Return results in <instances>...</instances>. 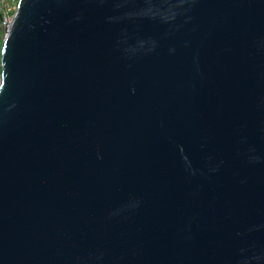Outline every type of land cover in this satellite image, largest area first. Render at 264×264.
<instances>
[{"label":"water","instance_id":"water-1","mask_svg":"<svg viewBox=\"0 0 264 264\" xmlns=\"http://www.w3.org/2000/svg\"><path fill=\"white\" fill-rule=\"evenodd\" d=\"M0 264H264V0H19Z\"/></svg>","mask_w":264,"mask_h":264},{"label":"built area","instance_id":"built-area-1","mask_svg":"<svg viewBox=\"0 0 264 264\" xmlns=\"http://www.w3.org/2000/svg\"><path fill=\"white\" fill-rule=\"evenodd\" d=\"M19 0H0V33H4L13 20Z\"/></svg>","mask_w":264,"mask_h":264},{"label":"crops","instance_id":"crops-1","mask_svg":"<svg viewBox=\"0 0 264 264\" xmlns=\"http://www.w3.org/2000/svg\"><path fill=\"white\" fill-rule=\"evenodd\" d=\"M2 42H3V34L2 35L0 34V43H1L0 48H1Z\"/></svg>","mask_w":264,"mask_h":264},{"label":"trees","instance_id":"trees-1","mask_svg":"<svg viewBox=\"0 0 264 264\" xmlns=\"http://www.w3.org/2000/svg\"><path fill=\"white\" fill-rule=\"evenodd\" d=\"M1 35L3 34L2 32L0 33ZM1 44V43H0Z\"/></svg>","mask_w":264,"mask_h":264}]
</instances>
